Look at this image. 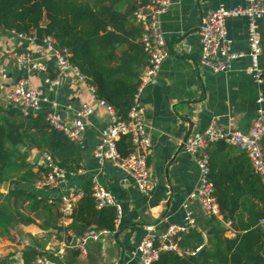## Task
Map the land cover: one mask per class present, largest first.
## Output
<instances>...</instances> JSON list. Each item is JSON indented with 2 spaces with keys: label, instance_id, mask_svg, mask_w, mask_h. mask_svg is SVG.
Returning a JSON list of instances; mask_svg holds the SVG:
<instances>
[{
  "label": "crops",
  "instance_id": "obj_1",
  "mask_svg": "<svg viewBox=\"0 0 264 264\" xmlns=\"http://www.w3.org/2000/svg\"><path fill=\"white\" fill-rule=\"evenodd\" d=\"M170 1V8L160 17L169 54L161 63L155 81L142 89L139 98L152 145L148 169L157 184L148 195L142 194L111 161L100 163L93 157L102 132L109 126L110 116L92 97L88 85L79 81L71 70L60 69L57 58L40 40L0 28V70L4 75L0 80V109L10 108L7 94L18 81H25L29 88L41 93L45 99L42 114L55 112L70 128L80 106L87 104L91 107L93 113L84 120V130L73 139L80 154L82 170L68 175L67 187L79 191L88 183L92 184L94 179L112 194L121 212L114 232L101 234L97 241L87 242L82 247H71L76 244L72 234L53 229L43 231L33 224L13 226L9 237L0 240V264H24L23 252L28 247L57 258L66 256L68 249H77V264H118L120 260L122 264H138L134 254L145 235V228L152 226L155 233H163L171 225L185 226L188 213L195 227L185 234L194 229L205 243L212 240L211 217L206 216L191 197L197 189L199 173L194 157L184 149V138L189 128L190 134L203 132L213 122L224 129L248 132L256 110H264V17L257 22L261 47L259 67L263 75L262 82L255 83L245 72L249 64L246 57V18L226 21L232 50L241 54L229 71L214 73L199 64V29L203 20L219 5L243 7L244 0ZM130 6L135 7V0H123L116 9L124 12ZM129 23L141 30L132 20V15ZM38 63H41V68ZM261 146L264 149L263 139ZM20 150L27 154L26 162L33 171H38L40 152L26 148ZM241 154L228 145L216 153L220 160L225 161ZM26 188L44 199H55L60 195L57 190H36L33 185ZM215 218L224 236L235 238L236 233L230 224L222 221L220 216ZM69 224L70 220L65 226ZM21 242H27L28 246Z\"/></svg>",
  "mask_w": 264,
  "mask_h": 264
},
{
  "label": "trees",
  "instance_id": "obj_2",
  "mask_svg": "<svg viewBox=\"0 0 264 264\" xmlns=\"http://www.w3.org/2000/svg\"><path fill=\"white\" fill-rule=\"evenodd\" d=\"M122 1L0 0V26L29 39L52 38L58 48L66 50L68 63L85 78L96 99L125 121L146 59L140 43L142 32L129 23L135 7L119 12L116 6ZM21 148L46 153L67 174L82 170L76 144L54 129L44 114L26 117L16 108L0 109V184H9L6 192H0V240L9 237L10 229L17 225L33 224L75 238L89 229L115 231L116 211L112 207L96 209L91 183L81 190L70 224L60 226L59 200L40 198L26 188L34 184L38 171L26 162L27 154ZM226 148V144L216 143L207 150L206 178L213 187L217 216L230 224L235 238H226L217 219L211 217L212 240L205 243L194 229L180 234L181 253L160 252L152 264H264V185L244 155L220 160L216 153ZM117 151L121 157L130 152L127 135L117 141ZM200 248L205 255L197 262ZM39 256L55 264H77L79 250L68 249L66 256L57 258L28 247L23 252L24 264H33Z\"/></svg>",
  "mask_w": 264,
  "mask_h": 264
},
{
  "label": "built area",
  "instance_id": "obj_3",
  "mask_svg": "<svg viewBox=\"0 0 264 264\" xmlns=\"http://www.w3.org/2000/svg\"><path fill=\"white\" fill-rule=\"evenodd\" d=\"M244 2L243 7L226 8L219 5L203 20L199 29V64L214 73H225L230 70L233 61L241 54L232 50V40L227 34L226 21L230 18L243 17L247 19L246 57L249 60L245 72L251 76L255 83H260L263 74L259 67L261 47L257 22L264 17V0H244ZM170 6V0H135L132 20L141 28L140 43L147 62L139 73V86L125 121H120L116 117L111 106L96 99L93 89L86 83L85 78L68 63V54L65 49L58 48L50 37L41 40L42 44L57 58L59 68L71 70L79 81L86 83L97 104L103 107L110 116L109 126L102 132L93 150L95 160L100 163L111 161L145 195L153 192L157 184L148 169L147 160L152 154V145L139 98L142 89L155 81L161 63L168 57L169 53L160 27V17L167 12ZM37 66L41 68V63H38ZM2 78H4V75L0 70V80ZM7 100L10 107L18 109L26 117H36L42 114V103L45 102L41 93L29 88L25 81H18L11 87L7 94ZM92 113L91 107L82 104L75 113L71 128L65 125L61 117L55 112H48L44 115L54 129L62 131L73 141L84 130V120ZM123 135H127L130 140V152L125 157H121L117 151V141ZM262 139L264 140V110L261 108L256 110V117L248 132H241L233 128L224 129L213 122L203 132H194L186 138L184 149L194 157L199 173L198 186L191 197L198 202L206 216L209 218L217 216L213 187L206 178L209 158L207 150L216 143H224L234 147L248 159L255 174L258 175L264 185ZM40 159L38 177L33 184V188L60 192V195L55 199L59 200V212L61 214L58 223L64 227L66 222L70 220L73 206L81 197L82 192L81 190L68 189L67 177L70 174L59 168L46 153L41 152ZM91 182L92 197L96 209L114 208L116 211V227L121 214L119 204L106 188L95 182L94 179ZM185 221V226L171 225L163 233H155L152 226L146 227L145 235L134 254L138 264H152L158 259L160 252L163 251L181 253L177 244L180 234L195 227L190 213L187 214ZM261 225L264 229V219L261 220ZM104 233L109 232L89 229L79 238L72 235L76 239V244L71 247H82L87 242H95ZM21 243L28 246L27 242ZM198 250H196V253ZM194 254V252L191 253V255ZM33 264L53 263L45 257H38Z\"/></svg>",
  "mask_w": 264,
  "mask_h": 264
},
{
  "label": "water",
  "instance_id": "obj_4",
  "mask_svg": "<svg viewBox=\"0 0 264 264\" xmlns=\"http://www.w3.org/2000/svg\"><path fill=\"white\" fill-rule=\"evenodd\" d=\"M0 28H2V26H0ZM190 124H189V127H191V122H189ZM190 132H191V130H190V128H189V130L187 131V134H186V136H185V138H184V141L186 140V138L190 135ZM3 184H7V183H3ZM205 255V251H204V249L203 248H200L199 250H198V252L196 253V261L197 262H200L201 261V259H202V257ZM123 262H122V260H120L119 261V263L118 264H122Z\"/></svg>",
  "mask_w": 264,
  "mask_h": 264
},
{
  "label": "rangeland",
  "instance_id": "obj_5",
  "mask_svg": "<svg viewBox=\"0 0 264 264\" xmlns=\"http://www.w3.org/2000/svg\"><path fill=\"white\" fill-rule=\"evenodd\" d=\"M8 186H9L8 183L3 184V185L0 184V192H3V193L6 192L7 191L6 189L8 188Z\"/></svg>",
  "mask_w": 264,
  "mask_h": 264
}]
</instances>
